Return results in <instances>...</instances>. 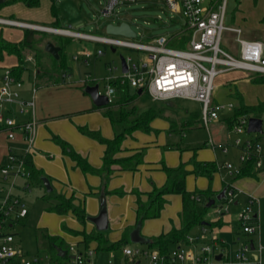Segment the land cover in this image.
Masks as SVG:
<instances>
[{
	"label": "rangeland",
	"instance_id": "rangeland-1",
	"mask_svg": "<svg viewBox=\"0 0 264 264\" xmlns=\"http://www.w3.org/2000/svg\"><path fill=\"white\" fill-rule=\"evenodd\" d=\"M54 1L61 27H69L97 35L108 34L105 32V26L109 22L119 23L126 21L136 31L135 40L147 42L157 35H173L182 30L184 25L182 15L171 11L161 0H120L108 14L102 12V8L107 0ZM225 23L241 27L244 36L260 32L264 29V0H228ZM0 26L7 28L9 24L0 21ZM52 27L57 28V26ZM14 32H18V29ZM3 34L7 37H16L14 33L10 34L5 29H3ZM48 36L55 39L54 34H48ZM233 37V33L224 31L222 46L227 49L226 46L235 45V50H232L231 47V50L228 49L237 55V45ZM44 40L46 38H43L37 45V53L41 55L47 54L42 49ZM111 48L110 45L102 42L70 36L64 47V65L68 66L67 69L70 73L65 81L78 83L79 81L87 80L88 84L93 81L98 84L99 90L103 92L107 82L106 78H109L111 75H119L120 73V54L135 57L141 55V51L135 49L118 46L112 51ZM84 49L91 51L88 60L74 59L73 54H80ZM12 60L14 62L15 59ZM3 63L4 65L7 64L6 58ZM27 63L28 65H32V62L28 61ZM59 65V62L55 60L53 68L56 67L59 70L63 67ZM252 74L243 70L231 71L227 77H232V79L234 77L235 82L229 81V84L226 85L217 84L222 75L217 76L215 80L216 85L213 90L214 101L216 99L219 102L232 101L236 105L239 102L236 97L237 92L243 95L244 101L247 104H253L264 99V83L252 82L250 78ZM60 80L62 81L63 79L61 78ZM80 98H82V101H71L69 104L71 108H67L53 116L52 119L46 122V126L42 124L39 127L40 124H38L32 146L21 137L20 130L16 128L14 131L16 134L21 135L20 140H14V138L6 143V152L0 157V168L6 163L8 152L22 157L27 152L32 151L36 155V157L33 156L35 163L47 173L52 188L61 192L65 191L66 193H64L69 195L71 193L70 190L62 189L61 187L64 186V183L70 184L76 193H81L85 197L86 211L89 215L92 205L99 199L98 195H92L89 193V190L92 186H98L99 192L100 190H104L101 189L104 186L102 176L95 173L84 174L79 168H73L69 157L61 154L59 145L51 138L52 133L58 134L69 141L78 152L86 155L92 165L101 162L103 145L97 140L81 133L78 127L82 125L91 129H98L105 137L112 136V128L108 118L104 116L101 110L92 109L89 95L80 92ZM84 100H90V105L84 106L82 103ZM138 104L140 110L153 104L160 105L164 107V117L166 118H153L150 131H137L134 134L135 138L130 140L136 141V145L145 146L144 159L150 164L148 165L150 168H140L138 171H122L111 174L106 182L105 187L107 190L115 188H122L125 191L129 188L130 190L129 193H125L122 196L108 193L109 213L112 219L117 221L126 219L127 222L134 219L135 195L131 193V189L145 191L150 189L153 184L157 186L161 185L165 178V173L161 168L162 163L169 166H177L181 161H189L188 165L198 160L215 161L217 172L210 182L205 175L194 172L187 174L185 183L186 188L189 190H193L194 188L205 189L209 184L213 186L216 183L227 184L237 182L240 176L229 174L228 170L223 167V164L230 162L233 165H244V163L238 160L239 148L234 145V139L237 137L244 139L252 137L254 134L252 132L238 133L234 131L232 126H229L225 121L226 114H230L231 112H221L218 119L204 124L200 119L201 103L195 100L174 98L169 101H157L153 100L146 92H143L140 100H138ZM192 113L196 114L197 117ZM6 115L13 117L16 122H20L26 118L25 114L18 111L16 104H8L6 106L3 116ZM255 115L264 120V111H259ZM36 118L38 119V116ZM187 120H192V124L186 125ZM2 123L3 120L0 121V124ZM3 138V133H0V139ZM18 138L16 137V139ZM260 138L264 139V125ZM1 145L2 143H0ZM261 170L263 168L256 169L254 172L257 173ZM27 182L29 183L28 185ZM0 185L14 195H18L23 200L28 212L23 217H17L13 214L12 219L7 221L1 228L3 232L13 233V244L22 253L14 258L15 264H23L25 260H33L34 258L38 259L39 264H44L47 262L49 243L43 237L41 230L58 232L61 224L72 226L76 221L71 217L64 216L65 218H61L57 213L49 211L47 209L49 202L42 198V195L46 192L45 186L39 182L28 181L27 177L20 172H16V167L12 168L5 178L0 173ZM244 192L246 191L244 190ZM250 196L255 199L252 209L257 213V217L250 220V223L255 228L253 233L243 232L241 221L238 219L239 211L247 204V201L242 202L239 200L235 204L234 202H227L226 199L215 200L207 208L204 215L205 221L218 217H223V220L221 225L210 226L205 224L207 236L206 239L198 243L197 252L202 253L200 246L205 243H211L213 238L225 243L227 252L226 260H215L214 255L217 253H214L210 257L213 264H235L232 254L244 242H247L249 245L252 242L253 245V248L249 246L248 264H264V194L250 193ZM180 203V196L178 194H171L168 205L165 206V212L171 213L169 216L175 219L181 209ZM225 206L227 209H225ZM219 208L220 210H218ZM169 216H164V213H162L158 217L144 219L142 221V232H145V226L149 220L151 221L149 224L150 229L167 223ZM231 218L237 221L236 225H233ZM117 221L114 222V226L112 225L106 231L113 239H117L120 232V222ZM197 227L200 226H195L192 229L191 234L193 236L199 231V228L196 230ZM227 228L229 229L228 231H226ZM234 231H237V234ZM233 236L237 238L234 242L232 240ZM3 237L0 236V243ZM129 244L132 247L143 245L145 249H152L145 243L130 242ZM76 245L80 250H84L82 243L76 242ZM183 245L187 249H190L188 244ZM89 246V249H93L94 253L85 255V257H89L91 260L95 258V264L131 263L132 257L124 254L123 246L121 245L102 250H96L92 243ZM140 259L141 262L139 264L146 262L144 255Z\"/></svg>",
	"mask_w": 264,
	"mask_h": 264
},
{
	"label": "built area",
	"instance_id": "built-area-1",
	"mask_svg": "<svg viewBox=\"0 0 264 264\" xmlns=\"http://www.w3.org/2000/svg\"><path fill=\"white\" fill-rule=\"evenodd\" d=\"M120 0H108L103 6L102 12L108 14L113 6ZM135 1V0H124ZM174 12H178L184 19L182 30L173 35H157L147 42L135 40V37L106 34L97 35L89 32L71 29L69 27H57L54 31L62 36H75L83 39L102 42L111 47L122 46L125 48L141 51V55H123L126 62V71H122L120 64L119 75H111L106 78L104 93L108 97V102L113 98L114 82H127L132 89H141V93L146 92L153 100L166 101L174 98H186L201 103L200 119L207 124L211 120L219 118L220 113L233 112L235 104L232 101L218 102L213 100V90L217 76L231 70H243L253 74H264V47L262 41L247 38L243 35V29L239 26L225 23L227 15L228 0H161ZM1 22L10 25H22L32 29H49L48 26L21 22L18 20L0 18ZM233 33L234 42L237 45V55L222 46L223 32ZM137 35V34H136ZM182 43L181 46H173L171 42ZM81 56L88 58L90 50L84 49ZM78 58V54L73 56ZM28 59H30L28 57ZM116 68V67H114ZM87 80L81 81L85 82ZM23 80L17 77L9 66L3 67L0 71V121L2 129L8 139L15 138V129L18 128L23 139L32 146L36 133L37 119L34 116L35 91L32 87L31 97L23 98L20 95V88ZM8 104H16L21 113L29 112L31 118L16 122L9 115L3 116V111ZM10 111V110H8ZM255 114L243 113L235 119L231 125L238 133L247 132L248 118ZM258 117V116H257ZM264 120L261 118V131H252L254 136L247 138L237 137L234 145L239 148L238 160L241 163H252L253 168L264 167V139L260 138L263 132ZM229 174L238 175L241 165H233L230 162L223 164ZM16 167V172L25 177L29 176V171L24 167V160L11 152L7 154V161L0 168V173L5 178L12 168ZM28 185V183H27ZM226 201L234 202L239 193L232 185L227 184ZM200 200L199 197H196ZM254 198L249 196L247 204L243 206L238 214L241 221L242 230L245 233H253L254 226L250 220L256 217V211L252 209ZM227 206V205H226ZM225 206V209L227 207ZM220 210V208L218 209ZM27 213L23 200L6 190L0 185V232L2 226L12 219L13 214L23 217ZM0 243V264H9L6 261L16 255H21V251L15 248L11 233H3ZM207 236L205 225L199 227V231L193 236H187L190 247H199L198 243ZM251 243V242H250ZM222 246V242L213 238L211 243L200 246L202 253H194L184 245L174 246L166 252L158 248L145 249L144 247H123L125 255L131 256L130 264H139L140 257L145 256L146 262L143 264H213L210 257L217 253ZM249 244L244 242L234 253L235 264H248ZM73 256L68 264H86L89 257L94 253L93 249L85 252H78L74 246H70ZM215 256V255H214ZM138 258V263L136 262ZM23 264H39L37 258L25 260Z\"/></svg>",
	"mask_w": 264,
	"mask_h": 264
},
{
	"label": "trees",
	"instance_id": "trees-1",
	"mask_svg": "<svg viewBox=\"0 0 264 264\" xmlns=\"http://www.w3.org/2000/svg\"><path fill=\"white\" fill-rule=\"evenodd\" d=\"M51 13L54 17L57 16V7L55 1L51 0ZM22 2L26 6H38L40 0H0V8L14 3ZM55 25V24H54ZM10 26V25H9ZM56 26V25H55ZM48 34L44 30L23 28V36L18 40H12L4 36L3 27L0 26V61H3L7 55H14L16 62L12 65H7L12 69V72L21 78L24 68L25 56L24 49H34L35 55L40 56L37 49L38 43L46 38ZM70 36L55 35V41L59 44L58 51L59 57L54 58V61L59 62V66L65 69L68 67L64 65V47L67 39ZM181 46L182 43L171 42V45ZM47 52V51H46ZM37 65H40L39 59ZM2 67V66H1ZM6 67V66H3ZM252 82L264 83V74H252L250 76ZM91 81L89 84H93ZM88 82L83 83L80 88L84 93V87ZM87 94V93H86ZM141 92L137 89H132L127 82H114L113 98L108 104L104 106L92 105V109L103 108V114L110 121L113 134L111 137H105L98 129H91L87 126L80 125L78 128L81 133L97 140L103 146L102 165L94 167L89 163L87 158L77 152L72 145L58 135L53 134L52 139L59 145L61 152L70 157L73 161V166L78 167L84 174L95 173L102 176L104 186L102 187L104 194L114 193L116 195H124L126 193L122 188H115L112 190L106 189V182L111 174L115 171H136L139 169L140 164L144 163V148L145 146L128 148L123 146L126 138H134L136 131L148 132L151 130V121L155 117H164V107L160 105H150L143 109H139L138 100H140ZM239 102L235 105L231 115L225 117L226 123L231 126L237 116L246 114H255L259 111H264V99L257 101L253 104H247L244 101L242 94H236ZM169 101V100H168ZM193 114V113H192ZM197 117L196 114H193ZM166 118V117H164ZM186 125L192 124V120H187ZM129 151L127 154L119 155L120 152ZM24 160V167L29 171L28 181H35L42 184L44 171L34 165L32 154L26 153L22 156ZM190 162H179L177 166H169L162 163L161 168L166 175L165 181L157 186L152 187L147 191H140L132 189L131 193L135 195V218L136 222H142L144 219L158 217L167 203L166 196L169 194H178L181 197V209L177 216L179 218V226L174 225L168 231L161 232L157 235L149 236V241L146 243L151 248H158L162 252L168 251L174 246H180L188 242L187 236L191 234L195 226L207 224L210 226L221 225V217L212 219L210 221L204 220V215L208 206L205 205L206 201L212 198L215 190L212 189L211 184L205 189L194 188L189 190L186 188V176L190 172L205 175L209 182L212 180L214 173L217 171V166L213 160H198L188 167ZM115 166V167H114ZM254 168L252 163L245 164L238 175H254ZM49 179V178H48ZM28 183V182H27ZM29 184V183H28ZM91 193V190H89ZM199 197L200 200H197ZM42 198L49 202L47 209L55 212L58 215L71 214L82 225V229H72L62 225V229L70 232L73 235H79L80 238L77 243H82L84 250L77 249L78 252H85L90 248V243L94 242L96 250L111 249L114 246H125L129 243L128 230H124L122 235L117 241L110 242L107 238L106 231H99L95 228L89 231L85 229L87 222V213L84 206V200H80L75 196V190L72 189L69 195L64 192L51 189L46 191ZM3 232H0V235ZM43 237L48 240L49 249L53 255L57 257V247L64 249L66 257H72L68 249L65 250L63 246V239L58 235H51L42 233ZM73 254V253H72ZM69 258V259H70Z\"/></svg>",
	"mask_w": 264,
	"mask_h": 264
},
{
	"label": "crops",
	"instance_id": "crops-1",
	"mask_svg": "<svg viewBox=\"0 0 264 264\" xmlns=\"http://www.w3.org/2000/svg\"><path fill=\"white\" fill-rule=\"evenodd\" d=\"M51 3H52L51 0H40V3H39L38 6L29 7V6H26L25 4H23L22 2H14V3L5 5V6L0 8V18L13 19V20L21 21V22L35 23V24H40V25H44V26L46 25V26H49V27H52V26H55V25L57 27H61V24H60L59 19H58V14H57L56 17H54L52 15V13H51ZM106 4H107V2L105 3V5ZM23 28H27V27L26 26H22V25H20V26L19 25H10L7 28L3 27V29H5V31H7L8 33H10V34L14 33V35L16 36L15 38L6 36L7 38L12 39V40H18V39L22 38V36H23ZM17 29H18V32H14V31H17ZM41 30H44L47 34H54V35L58 34L56 32L45 30V29H41ZM245 37L252 38V39H258V40L262 41L263 47H264V29L261 30L260 32L252 33L250 36H245ZM48 40L52 41L54 44L59 46V44L54 39H52L51 37H49L47 35L46 36V40H44L43 43H42L43 51L46 52V50L44 49V44ZM226 47H227V49L228 48L230 49V47H231L232 50H235V48H236L235 45H232V46L230 45V46H226ZM30 50H32V51H30ZM34 52H36L34 49H30V48H25L24 49L25 62H24L23 66H24L25 69L23 70L22 75H21V78L23 80V84H22V86L20 88V95L23 98H30L31 97V92H32V87L33 86L36 87L34 116H35V118H36V116H38V119L36 118L37 119V125L40 124L39 125V127H40L42 124H44L46 126V122H48L50 119H52L53 116H55L56 114L66 110L67 108L68 109L71 108L69 106L71 101L72 102H73V100H74V102L82 101L81 100L82 98H80V92H82V93H84V92L80 88V86L83 84V82L79 81L78 83H75V82H70V81L67 82V81H65L69 77V74H70L68 69H65L64 67H61L59 70L56 67L53 68L54 65H55V61H54L55 57L54 56H52L50 53L46 52L47 54H42V55L40 54V56L37 57ZM74 55L75 54H73V56ZM28 57L30 59H28ZM5 58L7 60V64L4 65V63H3L4 60L0 61V71L3 69V66L12 65V64H14L16 62L15 61L16 58H15L14 55H7ZM12 59H15L14 62H12L13 61ZM38 59L40 61L39 62L40 65H37ZM76 60L87 61L88 58H85V57L81 56V54L78 53V58H76ZM28 61L30 63L32 62V65H28V63H27ZM231 71H234V70H231ZM231 71H227L225 73L220 74L222 76H220V79L217 82V84L226 85V84H229V81L230 82L231 81L235 82L234 81V77H233V79H232V77L231 78L227 77L228 73L231 72ZM61 78L63 79L62 81L60 80ZM86 82L87 81H85L84 83H86ZM212 97H213V100H214V95ZM216 101H217V99H216ZM82 103H83L84 106H88V104L90 105V100H86V101L84 100V102H82ZM92 105H95V104L93 103V101L91 99V107H92ZM97 109L101 110L102 113H103V108H97ZM24 114L26 115V118L23 119V120H28V119L31 118V114L29 112L24 113ZM229 115L230 114H226L225 117H227ZM36 129H37V126H36ZM0 133H3V135H4V138L0 139V143H2V145L0 146V157H1L4 154V152H6V143H8V141L10 139L7 138V135H6L5 131L1 127V124H0ZM135 133H137V131ZM20 134H16L15 133V139L14 140H20V136L22 135V134L21 135ZM53 134L54 133H52V135ZM55 135H58V134H55ZM16 137L17 138L19 137V138L16 139ZM134 138H135V135H134ZM131 139L132 138H129V137L126 138L124 140V142H123V146L128 147V148L141 147V146L135 144L136 141H133V140L130 141ZM72 147L74 148L73 145H72ZM59 149H60V147H59ZM128 152L129 151H123V152H120L119 155L127 154ZM27 153H31L32 154V159H33L34 165L36 167H38V168H41L34 161L35 160L34 157H36V155L32 151H29ZM79 153L82 154L81 152H79ZM61 154L64 155L62 152H61ZM82 155H84V154H82ZM84 156L88 160V157L86 155H84ZM69 159H70V157H69ZM70 161H71V165H72L73 168H78V167H74L73 166V161L71 159H70ZM101 165H102V156H101V162L99 164H96V165H93V166L94 167H100ZM148 165H150V164H148V162L145 161V159H144V163L140 164L139 169L140 168H150V166H148ZM244 165H241V166L243 167ZM188 167L191 168V164L188 165ZM262 168H263V170H261V171H259L257 173H254V175H242V176H240L237 179V182L229 183L236 190L239 191V193H238V195L236 197V201H234L235 204H237L239 202V200H241L242 202L247 201L248 197L250 196V193H253V194H264V181H263V179H264V167H262ZM138 170H136V171H138ZM255 170L256 169L254 168V171ZM119 172H122V171H115L113 174H116V173H119ZM216 172L214 173V175L216 174ZM43 178H47L48 179V175H47V173L45 171H44ZM165 179H166V175H165L164 181H165ZM49 182H50V180H49ZM42 184H43V180H42ZM223 185H224V183H220V184L216 183V185L212 186V189L215 190V194L223 187ZM61 188L62 189H67V190L69 189L70 192L72 191V187L68 183L67 184L64 183V186H62ZM90 190H91V194L92 195H98V198H99L95 202V204L92 205V210L89 213V215H96L98 210H99L100 195L104 194V192L102 190H100V192H99L98 191L99 190L98 186H92L90 188ZM244 190L246 192H244ZM57 191H59V190H57ZM145 191H147V190H145ZM129 192H130V190H129V188H127L126 193H129ZM75 196L79 200L82 198L84 200V206H85V197L82 196L81 193H76V192H75ZM105 197H106V203H107V208H108V218H109V225H108L107 229H109L110 227H112V225L114 226V222L117 221V220L112 219V217L110 216L109 203H108V194L107 195L105 194ZM170 197H171V194L166 196L167 203L164 205L160 215L162 213H164V216L165 215L169 216L171 214V213H166L165 212V206L168 205ZM180 199H181V197H180ZM180 207H181V203H180ZM85 209H86V206H85ZM27 213H26V215H27ZM86 213H87V211H86ZM87 215H88V213H87ZM60 216H61V218L71 217L74 221H76V223H73L72 226H68V225L64 224L66 227L72 228V229H82L83 228L82 225L71 214L60 215ZM256 217H257V214H256ZM222 218H221V220H223ZM167 220H168V222L165 223V224H162L160 227H153V228H150V229H149V224L151 223V221L149 220L147 222L146 226H145L146 227V229L144 230L145 232H142V229H141L142 228V222H141L140 234L148 238L149 236L157 235V234H159L161 232L168 231L171 228L172 225H174L176 227L179 226L180 222H179L178 216H176L175 219L173 217L169 216ZM118 221L120 222L119 223L120 232H119V235H118L117 239L111 238L109 233L106 232L107 238H108V240L110 242L117 241L120 238V236L122 235V232L124 230H126V229L128 230V233L130 235L131 230L136 225L135 213H134V219L133 220H130V221L127 222L126 219H121V220H118ZM232 221H233V225L237 224V221H235L233 219H232ZM62 225L63 224H61V228H60V230L58 232H49L47 230H41V233L51 234V235H58V236L62 237L63 246H64L65 250L68 249V252L71 253L70 255L73 256L72 251L70 249V246H74L75 248L80 249L76 245V242L79 240L80 236L79 235H73L70 232H67V231L63 230L62 229ZM203 225H205V224H203ZM9 226H11V224H9ZM92 228H95V226L93 225L92 222L87 220V222L85 224V229L89 231ZM158 228H160V229H158ZM198 228L199 227H197L196 230ZM107 229L104 230V231H107ZM228 230L229 229L227 228L226 231H228ZM234 232L237 234V231H234ZM3 233H11L13 235L12 232H3ZM235 239H237V238H235L233 236L232 237L233 242L235 241ZM130 242L131 241H130V236H129V243ZM91 243L94 244V242H91ZM129 243H127L126 246L132 247ZM94 246H95V244H94ZM133 247H143V245H136V246H133ZM56 249H57V252H58L57 253L58 256L55 257L53 255L52 251L49 249V253H48V256H47V262H45L44 264H68L69 263V258L70 257L68 258L67 256L66 257L64 256V254H65L64 249H60V247H57ZM190 249L194 253L198 254L197 247H190ZM61 251L64 252V254H61ZM217 254L221 255L220 259H216L215 258V256ZM217 254L214 256L215 260H222V259L226 260L227 259V252H226V244L225 243H222L221 249L217 252ZM17 256H19V254L14 256V257H12L9 260H7L6 262L9 263V264H15V259L14 258L17 257ZM232 256H234V252H233ZM232 258H231V260H232ZM138 260L139 259L136 258V262L137 263H138ZM95 261H96L95 258L93 260H91V258H89L87 263L90 262L91 264H95Z\"/></svg>",
	"mask_w": 264,
	"mask_h": 264
},
{
	"label": "water",
	"instance_id": "water-1",
	"mask_svg": "<svg viewBox=\"0 0 264 264\" xmlns=\"http://www.w3.org/2000/svg\"><path fill=\"white\" fill-rule=\"evenodd\" d=\"M49 29L44 28L45 30L54 31L53 27H48ZM105 32L108 34H114V35H121L126 37H135L136 31L130 26V24L126 21H121L119 23H112L109 22L105 26ZM44 49L50 53L55 58L59 57V49L60 46L54 44L52 41L48 40L44 44ZM112 51L115 50L114 47L111 48ZM120 58V64L122 71H126V62L124 59V56L122 54L119 55ZM84 91L91 97L93 103L96 106H104L108 104V97L104 93L98 92V84H87L84 87ZM138 92H141V89H138ZM261 118L257 116H250L248 118V124H247V132L252 131H261ZM43 184L46 187L47 191H50L52 189L51 184L47 178H43ZM227 184H224L223 187L210 199H208L205 203L206 206H211L215 200H222L226 199L227 194ZM87 220L93 223L96 230L104 231L108 228L109 225V218H108V208L106 203V197L105 194L100 195V205L99 210L96 215H87ZM140 225L141 222H136L135 227L130 232V241L133 243H147L149 239L143 235L140 234ZM250 247L253 248L252 242L250 243ZM59 250V249H58ZM60 251V250H59ZM61 254H64V252L61 251ZM220 254H217L215 256L216 259H220Z\"/></svg>",
	"mask_w": 264,
	"mask_h": 264
}]
</instances>
